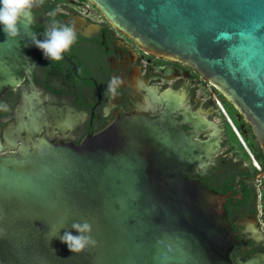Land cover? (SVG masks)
Returning a JSON list of instances; mask_svg holds the SVG:
<instances>
[{
	"label": "water",
	"instance_id": "1",
	"mask_svg": "<svg viewBox=\"0 0 264 264\" xmlns=\"http://www.w3.org/2000/svg\"><path fill=\"white\" fill-rule=\"evenodd\" d=\"M89 1L142 50L215 86L264 156V0ZM34 18L15 39L0 29V96L32 68ZM30 97L6 131L16 151L0 155V264H234L225 197L188 178L224 129L171 95L156 118L127 116L76 146L52 130L69 121ZM85 221L97 243L72 253L59 236Z\"/></svg>",
	"mask_w": 264,
	"mask_h": 264
},
{
	"label": "flooded vegetation",
	"instance_id": "2",
	"mask_svg": "<svg viewBox=\"0 0 264 264\" xmlns=\"http://www.w3.org/2000/svg\"><path fill=\"white\" fill-rule=\"evenodd\" d=\"M57 8L60 11L54 19L73 26L77 40L60 61L45 59L37 47L29 52L32 68L23 73L16 88L0 96V104L8 107L7 111L0 110V155L16 151L5 146L6 131L14 123L24 96H31L36 109L46 111L49 120L48 111L68 120L69 127L63 132L58 127L52 130L64 143L78 146L127 116L156 118L167 99L178 95L192 112L224 129L220 149L210 159L204 158L202 164H195L188 178L204 182L225 197L227 219L238 236L231 261L235 264L237 260L254 259V264H264V167L255 159L259 164L256 169L230 137L226 118L217 106L219 102L226 110L225 99L215 86L184 64L142 50L89 0H45L34 8L32 28L39 39L44 38L53 19L48 13ZM114 76L121 83L113 99L107 87ZM236 115L244 129L243 142H255L250 127ZM184 129L191 131L187 126ZM44 133L45 130L41 135ZM212 133L213 130L202 132L198 138L205 141ZM245 146L250 151L246 143ZM261 154L264 163L262 151Z\"/></svg>",
	"mask_w": 264,
	"mask_h": 264
},
{
	"label": "clouds",
	"instance_id": "3",
	"mask_svg": "<svg viewBox=\"0 0 264 264\" xmlns=\"http://www.w3.org/2000/svg\"><path fill=\"white\" fill-rule=\"evenodd\" d=\"M45 0H0V29L6 34L8 39H15L20 34L19 24L22 18L31 15L34 8H38L44 4ZM60 11L57 8L50 11L48 16L53 18L47 30L44 33V38H32V43L42 51L45 59L49 61H60L64 58V54L70 51L71 46L77 40V33L73 26L60 23L54 17ZM121 81L119 77L114 76L107 87L108 94L114 99L117 95V87ZM0 110L7 111V105L0 104ZM78 235H73L70 231H65L59 239L66 244L69 251L72 253H81L90 247H94L97 243L92 238V226L87 221L72 224ZM59 229L56 230V233Z\"/></svg>",
	"mask_w": 264,
	"mask_h": 264
},
{
	"label": "trees",
	"instance_id": "4",
	"mask_svg": "<svg viewBox=\"0 0 264 264\" xmlns=\"http://www.w3.org/2000/svg\"><path fill=\"white\" fill-rule=\"evenodd\" d=\"M224 104H225V107H226L228 116L230 117V119L233 122L234 126L236 127V129L240 133L241 137H243L244 129H242L241 123L237 120V115H236L237 114V111L226 100H224ZM225 122H226L227 129H228V133H229L230 137L234 140V142L236 143V145L243 151L245 159L252 164V161H251L250 156L244 150V147L240 143V141L237 138V136H236L235 132L233 131L232 127L229 125V123L226 120H225ZM245 143L249 147V149L252 152V154L254 155L255 159L258 162L262 163L263 164V167H264V163L262 161L261 151L258 148V146L255 147V145H256L255 142L252 143V142H249V141H245Z\"/></svg>",
	"mask_w": 264,
	"mask_h": 264
},
{
	"label": "built area",
	"instance_id": "5",
	"mask_svg": "<svg viewBox=\"0 0 264 264\" xmlns=\"http://www.w3.org/2000/svg\"><path fill=\"white\" fill-rule=\"evenodd\" d=\"M217 106L220 110V112L223 114V116L226 118V121L229 123V125L232 127L233 131L235 132L237 138L239 139L240 143L245 147V149L247 150L248 155L251 158L252 164L254 165V167L256 169H259V164L258 162L255 160L254 156L250 153V151L246 148L245 143L243 142V139L240 135V133L238 132V130L236 129V127L234 126L233 122L231 121V119L229 118L228 114L226 113V110L223 108V106L217 102Z\"/></svg>",
	"mask_w": 264,
	"mask_h": 264
},
{
	"label": "rangeland",
	"instance_id": "6",
	"mask_svg": "<svg viewBox=\"0 0 264 264\" xmlns=\"http://www.w3.org/2000/svg\"><path fill=\"white\" fill-rule=\"evenodd\" d=\"M243 146V145H242ZM244 147V146H243ZM245 148V147H244ZM246 150V149H245ZM247 151V150H246Z\"/></svg>",
	"mask_w": 264,
	"mask_h": 264
}]
</instances>
